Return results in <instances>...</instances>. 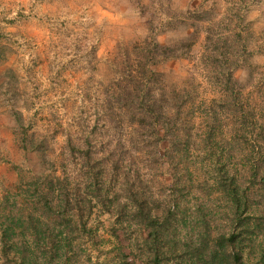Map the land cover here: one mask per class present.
Masks as SVG:
<instances>
[{
    "label": "rangeland",
    "instance_id": "rangeland-1",
    "mask_svg": "<svg viewBox=\"0 0 264 264\" xmlns=\"http://www.w3.org/2000/svg\"><path fill=\"white\" fill-rule=\"evenodd\" d=\"M213 25L243 33L238 106ZM145 40L174 51L158 124L121 92ZM263 170L264 0H0V264H199L238 231L264 264Z\"/></svg>",
    "mask_w": 264,
    "mask_h": 264
},
{
    "label": "trees",
    "instance_id": "trees-1",
    "mask_svg": "<svg viewBox=\"0 0 264 264\" xmlns=\"http://www.w3.org/2000/svg\"><path fill=\"white\" fill-rule=\"evenodd\" d=\"M235 14H231L235 17L238 8L232 9ZM220 24L223 22L220 20ZM214 29H208L206 31L205 37V50L211 49L217 55H220L218 51L223 50L222 62L217 59V64L220 67H229L227 73L225 74V94L222 99L229 100L231 102L240 103L242 98V93L240 91V85L237 84L233 77V71L240 67V65L245 61L244 54L246 53V45L243 39L242 31L235 30L230 32L229 35L225 33H218L222 28L220 25H213ZM212 27V28H213ZM226 28V27H225ZM220 29V30H219ZM226 34V35H225ZM194 41H189L187 44H181L185 49H189L193 45ZM222 46V47H221ZM172 48L162 47L156 42L151 40H145L143 44H134L126 50L124 53L125 60L123 61V68L127 70V76L125 79V85L122 86L121 92L123 95L128 97L134 95V106L135 110L133 113L138 121L143 122L146 119L152 121V124H156L160 120L168 121V116L161 111L158 107L157 91L162 90L159 75L154 71L153 67L157 64L159 58H165L166 56L173 54ZM131 53L134 59L130 56ZM223 70V69H222ZM131 84V85H130ZM116 93L113 92V96ZM173 96V94H172ZM238 106V105H237ZM158 124V123H157ZM157 132V127H154ZM264 172V170L262 171ZM264 182V177L261 178ZM264 186V184H263ZM246 193L247 189L243 187L241 194H231L232 205L236 207L235 212V223L236 226L240 223V217L245 210H248L246 206ZM241 210V212H240ZM167 216H171L170 212ZM257 225V224H256ZM258 228V227H257ZM156 230L151 234L154 235ZM243 233L241 231L231 232L227 237L222 235L220 238L215 240L214 247L208 249L205 253L203 251H198L196 257L200 260L199 264H241L242 258L245 257L242 252L245 249L241 247L244 243V239L241 236ZM249 248V247H246ZM247 255L251 256L253 252L245 251ZM258 258L261 256L260 260L264 262V250L257 255ZM172 259V258H171ZM170 259V260H171Z\"/></svg>",
    "mask_w": 264,
    "mask_h": 264
}]
</instances>
